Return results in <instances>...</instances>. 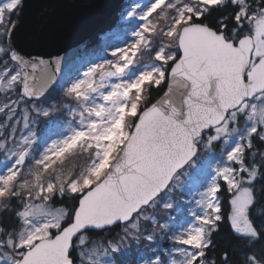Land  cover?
Returning a JSON list of instances; mask_svg holds the SVG:
<instances>
[{"label": "snow or ice", "instance_id": "obj_1", "mask_svg": "<svg viewBox=\"0 0 264 264\" xmlns=\"http://www.w3.org/2000/svg\"><path fill=\"white\" fill-rule=\"evenodd\" d=\"M94 6L0 0V264H264V0Z\"/></svg>", "mask_w": 264, "mask_h": 264}, {"label": "water", "instance_id": "obj_2", "mask_svg": "<svg viewBox=\"0 0 264 264\" xmlns=\"http://www.w3.org/2000/svg\"><path fill=\"white\" fill-rule=\"evenodd\" d=\"M127 0H44V2H49L53 4H83L95 5L94 7H83L78 9L64 8L61 9L62 12L69 14H79L85 16L89 24L86 29L80 30L76 33L77 37L79 36H92L93 33H98L100 29H103L108 25L111 20L118 14L124 3ZM41 2V0H29V5ZM33 9L30 7L27 15L30 16ZM69 43H72L70 41ZM64 53H61L63 55Z\"/></svg>", "mask_w": 264, "mask_h": 264}, {"label": "rangeland", "instance_id": "obj_3", "mask_svg": "<svg viewBox=\"0 0 264 264\" xmlns=\"http://www.w3.org/2000/svg\"><path fill=\"white\" fill-rule=\"evenodd\" d=\"M149 2H150V0H139L137 2L131 1L128 4V6L129 5L135 6L136 4H139L141 7H143V6H146ZM118 23H119V26H124L126 29L131 27V25H124V23L121 21L120 15H118ZM114 28H116V27H110L109 29L107 28V30H111V29H114ZM41 127H43V125ZM185 199H187V198L186 197H181L180 203H181V206L184 209V211L179 213V214H177V222H181V221H184L185 219L190 218V217L187 216L188 205L184 203ZM135 257H136L135 246H133V251H132V255H131L130 258L131 259H135Z\"/></svg>", "mask_w": 264, "mask_h": 264}, {"label": "trees", "instance_id": "obj_4", "mask_svg": "<svg viewBox=\"0 0 264 264\" xmlns=\"http://www.w3.org/2000/svg\"><path fill=\"white\" fill-rule=\"evenodd\" d=\"M111 26H116V27L119 26V23H118V17H117V16L113 19V22H111V23L109 24L108 27H111ZM98 36H99V35H97V36L95 37V39H96ZM96 40H97V39H96Z\"/></svg>", "mask_w": 264, "mask_h": 264}]
</instances>
